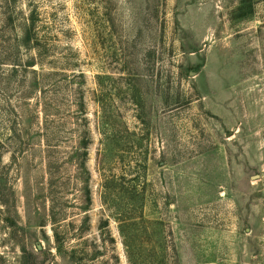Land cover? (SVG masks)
I'll return each instance as SVG.
<instances>
[{
    "label": "rangeland",
    "instance_id": "374dc122",
    "mask_svg": "<svg viewBox=\"0 0 264 264\" xmlns=\"http://www.w3.org/2000/svg\"><path fill=\"white\" fill-rule=\"evenodd\" d=\"M124 243L264 264V0H0V264Z\"/></svg>",
    "mask_w": 264,
    "mask_h": 264
},
{
    "label": "trees",
    "instance_id": "16d2710c",
    "mask_svg": "<svg viewBox=\"0 0 264 264\" xmlns=\"http://www.w3.org/2000/svg\"><path fill=\"white\" fill-rule=\"evenodd\" d=\"M248 9L250 10L251 8L248 7ZM124 248L128 264H143L142 258H140V253L137 252V249L134 246L132 247L131 245L124 243Z\"/></svg>",
    "mask_w": 264,
    "mask_h": 264
}]
</instances>
